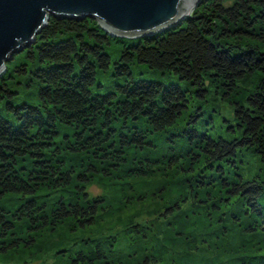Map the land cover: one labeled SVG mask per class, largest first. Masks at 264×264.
I'll use <instances>...</instances> for the list:
<instances>
[{
    "label": "trees",
    "instance_id": "obj_1",
    "mask_svg": "<svg viewBox=\"0 0 264 264\" xmlns=\"http://www.w3.org/2000/svg\"><path fill=\"white\" fill-rule=\"evenodd\" d=\"M18 53L32 68L15 53L0 73V264H264V0H200L143 38L50 15ZM137 63L225 97L229 137ZM246 154L260 171L230 175Z\"/></svg>",
    "mask_w": 264,
    "mask_h": 264
},
{
    "label": "water",
    "instance_id": "obj_2",
    "mask_svg": "<svg viewBox=\"0 0 264 264\" xmlns=\"http://www.w3.org/2000/svg\"><path fill=\"white\" fill-rule=\"evenodd\" d=\"M200 0H0V73L35 41L50 15L94 18L111 36L146 37L176 26ZM192 6V7H191Z\"/></svg>",
    "mask_w": 264,
    "mask_h": 264
},
{
    "label": "rangeland",
    "instance_id": "obj_3",
    "mask_svg": "<svg viewBox=\"0 0 264 264\" xmlns=\"http://www.w3.org/2000/svg\"><path fill=\"white\" fill-rule=\"evenodd\" d=\"M16 55L17 57L14 63H18L19 61L25 60L28 63V68H32L33 64L29 57L24 56L20 53H16ZM14 63H9V66H12ZM132 71L135 77L141 76L145 78H154L161 80L164 83H167L168 81H176L183 89H186V93L190 98V104L198 103L203 104V106L205 107L204 116L198 121L197 128L199 130H206L213 137H218L219 135L229 137V130L226 127V122L223 120V117H229L231 115V110L229 108L230 106L228 100L225 97H222V95H219V93H214L213 95L212 93L214 90H210L208 93L205 92L207 101H201L202 99L198 95H196L195 87L187 81L178 79L171 74L163 75L157 72L154 73L150 68H148L145 64L142 63L132 65ZM109 72L110 69L107 71L101 68L98 69V72L96 73L95 86H97L98 82H101L103 84V86L97 87L98 90L104 91L112 84V76L109 74ZM19 76H21V78ZM22 76L24 75H17V80L13 85V88L19 92L13 95V97H15L13 99L15 103H18L25 99L24 93L27 89L30 88L25 83L20 82ZM0 108L1 112L9 116V111H7L4 107L2 108L1 105ZM214 109H216V111ZM210 115H213V122H211L210 120L209 123L205 122V119H208ZM242 159L243 161H239L237 163L238 168L231 166L232 172L230 173V175L235 176V172L238 171L239 173H242L244 177H248L260 171L259 168L261 167V162L258 160L257 155L246 154L245 156H242ZM89 191L97 193L99 192V188L94 185H91L89 187Z\"/></svg>",
    "mask_w": 264,
    "mask_h": 264
},
{
    "label": "bare ground",
    "instance_id": "obj_4",
    "mask_svg": "<svg viewBox=\"0 0 264 264\" xmlns=\"http://www.w3.org/2000/svg\"><path fill=\"white\" fill-rule=\"evenodd\" d=\"M192 7V6H191Z\"/></svg>",
    "mask_w": 264,
    "mask_h": 264
}]
</instances>
